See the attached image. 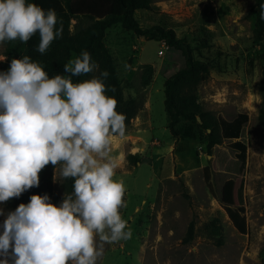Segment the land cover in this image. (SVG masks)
<instances>
[{"label": "rangeland", "instance_id": "obj_1", "mask_svg": "<svg viewBox=\"0 0 264 264\" xmlns=\"http://www.w3.org/2000/svg\"><path fill=\"white\" fill-rule=\"evenodd\" d=\"M251 4L252 0H152L149 11L135 13L140 27L172 29L188 42L195 59L207 64L209 75L196 90L205 111L227 121L239 113L248 115L239 139L247 153L240 206L232 199L237 177L219 169L215 157L206 154V132L182 122L178 130L189 128L188 136L173 138L167 129L163 84L184 66L181 53L119 26L107 32L104 43L121 86L119 112L126 115V135L113 140L111 153L123 157L116 177L127 188L126 207L120 211L133 235L105 245L98 264H264V137L257 119L263 104L262 44L252 41L254 21L247 15ZM124 6L125 0H71L70 13L103 18L120 14ZM70 28H77L73 19ZM5 60L0 61V71ZM93 60L99 70L85 79L106 70L102 53L96 51ZM105 83L109 85L108 77ZM230 144L223 141L218 150L233 159ZM128 155L137 161L129 162ZM49 167V197L59 206L65 195L59 166H45L39 180ZM0 208L7 213L4 203ZM3 219L0 216V224ZM191 223L192 239L184 242Z\"/></svg>", "mask_w": 264, "mask_h": 264}, {"label": "clouds", "instance_id": "obj_2", "mask_svg": "<svg viewBox=\"0 0 264 264\" xmlns=\"http://www.w3.org/2000/svg\"><path fill=\"white\" fill-rule=\"evenodd\" d=\"M36 34L41 54L62 37L54 9L31 0H0V45L27 43ZM98 70L82 50L64 65L68 75L49 77L27 55L0 71V204L38 187L39 173L49 164L73 181L59 206L44 194L31 195L8 213L0 208V264H98L105 245L132 238L120 211L126 184L116 178L123 157L111 153L113 140L126 135V115L107 94L114 89L105 83L106 70L73 81Z\"/></svg>", "mask_w": 264, "mask_h": 264}, {"label": "trees", "instance_id": "obj_3", "mask_svg": "<svg viewBox=\"0 0 264 264\" xmlns=\"http://www.w3.org/2000/svg\"><path fill=\"white\" fill-rule=\"evenodd\" d=\"M41 6L44 10L54 9L58 19L62 22V37L55 39L48 50L41 54L37 51L39 35H34L27 43L19 40L6 42L4 45V56L6 60L1 64V71H6L10 66L11 59H19L21 56H30L39 62L49 77L55 75H68L64 72V65L69 59L78 56L82 50L88 51L92 58L95 52L103 54V63L108 76V87L114 89L109 91V96L117 100V111L121 109L122 93L113 59L109 55L104 40L107 32L116 26L134 34L137 38L146 41L164 43L168 50L180 52L184 58V66L177 70L163 84L164 111L167 117V129L173 138L180 134L188 136L189 128L182 133L178 126L182 123H190L206 132L205 150L208 156H214L219 169L234 175L237 179L232 187V199L234 204L243 205L244 175L246 171V146L239 140L243 126L248 121L245 113L237 114L231 121L221 117H213L205 111L198 103L196 90L198 85L207 79L209 68L207 64L195 59L193 50L185 39L177 38L175 32L170 28L155 25L148 28L140 27L135 18L137 11H149L152 0H125V6L120 14H108L103 18H95L89 14L72 15L70 13L71 0H31ZM253 18L252 41L262 44L259 54L261 94L263 104L258 113V123L261 126L264 137V0H252L247 13ZM76 21L77 28L72 31L71 20ZM59 26V25H58ZM87 75L73 77L74 82L84 80ZM130 114V111H126ZM223 141H230V149L235 152L234 158L229 159L227 155L218 150ZM127 160L131 163L137 161L135 155H128ZM50 167L44 172L39 180V186L29 189L19 198H11L4 202L6 212L14 211L19 204H27L31 195L50 194ZM72 179H64L62 187L65 194L72 191ZM54 201H58L55 198ZM193 236V224L188 226L184 242H188Z\"/></svg>", "mask_w": 264, "mask_h": 264}, {"label": "built area", "instance_id": "obj_4", "mask_svg": "<svg viewBox=\"0 0 264 264\" xmlns=\"http://www.w3.org/2000/svg\"><path fill=\"white\" fill-rule=\"evenodd\" d=\"M161 47L164 48V49H167V47H166V45L164 43H161ZM158 54L161 55L162 54V51H159Z\"/></svg>", "mask_w": 264, "mask_h": 264}]
</instances>
